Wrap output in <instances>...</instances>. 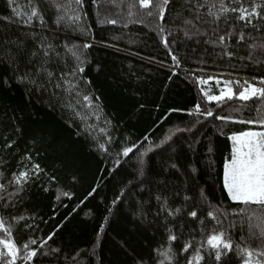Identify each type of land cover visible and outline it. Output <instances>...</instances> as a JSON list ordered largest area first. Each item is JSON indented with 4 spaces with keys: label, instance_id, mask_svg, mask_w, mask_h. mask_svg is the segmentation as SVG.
<instances>
[{
    "label": "trees",
    "instance_id": "16d2710c",
    "mask_svg": "<svg viewBox=\"0 0 264 264\" xmlns=\"http://www.w3.org/2000/svg\"><path fill=\"white\" fill-rule=\"evenodd\" d=\"M223 3L260 15L247 25L220 14V0H0V218L11 233L0 238L16 245L15 264H187L214 229L232 250L217 262L201 249L199 264H243L240 249L264 264V206L232 201L223 183L229 137L264 131V97L238 98L246 81L264 88V0ZM77 66L87 121L55 87ZM225 82L233 98L209 101Z\"/></svg>",
    "mask_w": 264,
    "mask_h": 264
},
{
    "label": "snow or ice",
    "instance_id": "6c2138e0",
    "mask_svg": "<svg viewBox=\"0 0 264 264\" xmlns=\"http://www.w3.org/2000/svg\"><path fill=\"white\" fill-rule=\"evenodd\" d=\"M10 3H12V0H9ZM79 2V0H77ZM151 0H140L141 7L147 8L149 7ZM169 2V0H164V4L166 5ZM259 7V5H257ZM15 12L16 10L13 9ZM220 14L228 13L229 11L232 12H239V15L237 17L238 20L246 22L247 25H250L253 23L252 17L258 16L260 13L256 11V8H253L251 11L245 8H232L229 9L226 7L223 3V0H220ZM17 16L20 15L19 12L16 13ZM209 15L215 16V18L218 20L220 16L209 10ZM39 13L37 10L33 9L31 14L27 18V23H30L33 17H38ZM161 16H163V8L161 9ZM42 19V18H41ZM188 23H191V21H187ZM243 38V35L241 36V39ZM225 37L221 36L219 37V40L221 43L224 42ZM167 46V44H166ZM87 47V45H85ZM264 47V45H262ZM47 55V53H45ZM230 55V54H229ZM79 59V57H77ZM173 60H176V57L173 56ZM40 71H43L41 69ZM78 72H83V68L77 66V68L71 70L69 73L65 74L62 73L59 77L58 82L56 83V88L63 89L64 92L68 94V103L65 105L67 108H69L74 114L79 117L82 121H87L88 115L83 110L84 109H92L93 108V101L92 98L87 95H82V90L78 87V84L75 82V77L77 76ZM49 80L54 79L52 72L47 73ZM28 79L27 74L20 77V81L24 82ZM33 84L36 83V81H31ZM199 83L206 84V80H200ZM231 82H225V90H221L220 95L213 96V95H207V98L209 101H222L225 97L228 99L233 98V93L231 87H229V84ZM261 84H264V80L260 81ZM246 87L243 88V91L239 92L238 98L241 100H249L251 97L258 96V97H264V88L255 87L252 84L245 82ZM203 91V89H202ZM79 106V110H78ZM195 111L197 113H200V105L197 104ZM208 116H212V112L206 113ZM221 119H224L222 117H218ZM245 122V121H241ZM248 124L256 123L255 121H246ZM259 123L264 126V119L259 121ZM90 127V126H89ZM86 131L88 128L85 129ZM229 139L233 142V147L231 151V156L227 160V162L224 165V173H223V183H224V189L227 191L228 196L230 199L234 202H240L243 204H257L264 206V131H245L239 135H233L229 137ZM12 144H8L7 147H11ZM99 147L103 150L104 145H99ZM132 151V148H125L123 155L127 156L129 152ZM27 159H31L30 157H27ZM34 173H39L43 171V169L40 168L39 164H33L32 168L30 170ZM29 170L20 171L19 174L14 175L13 182L16 185H22L23 183H26L29 179L30 175ZM3 185H0V188H2ZM63 195L68 196V193H63ZM59 199V196L57 197ZM179 212V209L176 210ZM170 215L172 213H169ZM189 215L192 218H197V212L192 211L189 213ZM209 216L215 219V216L213 213H209ZM20 219H23L21 217ZM201 224L204 222L201 221ZM261 234L264 235V218H261ZM0 231L5 232L9 237L11 235L10 231L4 227L3 219L0 218ZM171 232V230H169ZM214 234L208 235L206 238V241L204 243H201L200 246L196 249L195 256L188 260L187 264H193V261H196V264H199V261L203 260L204 257L200 254L201 249L208 252L209 257L212 256V252L209 251V249L214 250L215 253V260L219 262L221 260L222 255H226L227 253L222 252V249H227L228 251L232 250V242L230 238L226 237V233L216 232L214 229ZM52 237L49 236L48 239L50 240ZM169 241H175L177 237L174 234H170L168 237ZM36 240H31L28 243H26L23 247L25 249H29V244H36ZM47 240L43 241L41 246L43 244H46ZM196 243L195 240L188 241L185 243L183 251L188 252L189 249ZM0 247L5 249L6 251H0V259H2L5 256L11 257V260L7 261V264H15L18 249L16 245L13 243L11 239H3L0 238ZM171 246H169L168 249L162 251L159 253V255L164 257V260H170L171 256ZM37 252L35 250H28L26 259L31 260L32 257L36 256ZM240 255H247L249 258L252 257L253 253L250 251H247L246 249H240L239 253ZM261 255H264V252L260 253ZM161 264H163V261H161ZM245 264H249V260L245 261ZM256 264H260L259 261L256 262Z\"/></svg>",
    "mask_w": 264,
    "mask_h": 264
},
{
    "label": "rangeland",
    "instance_id": "374dc122",
    "mask_svg": "<svg viewBox=\"0 0 264 264\" xmlns=\"http://www.w3.org/2000/svg\"><path fill=\"white\" fill-rule=\"evenodd\" d=\"M0 249H2V247H0ZM246 260H249V264H256L257 261H259L260 264H263V263L260 261V259H259L257 256H255V255H252L251 258H249V257L247 256V259H246ZM243 264H245V262H244Z\"/></svg>",
    "mask_w": 264,
    "mask_h": 264
}]
</instances>
